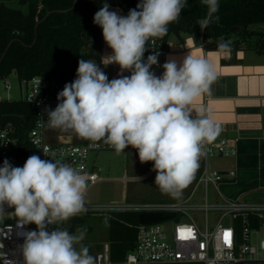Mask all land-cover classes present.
<instances>
[{
    "label": "clouds",
    "instance_id": "obj_1",
    "mask_svg": "<svg viewBox=\"0 0 264 264\" xmlns=\"http://www.w3.org/2000/svg\"><path fill=\"white\" fill-rule=\"evenodd\" d=\"M202 2L207 17L198 22L201 30L219 10L218 0ZM186 5L187 0H139L135 9L121 16L104 3L93 23L102 29L112 54L101 63L105 67L115 63L121 72L131 75L109 80L95 61L80 59L76 79L57 95L56 108L46 109L50 129L86 141L103 140L117 154L129 146L136 149L141 163L152 162L155 185L173 196H180L190 183L202 144L213 141L219 131L210 118L197 117L189 108L215 79L206 59L191 54L180 64L169 59L159 77L150 71L158 64V54L149 55L146 62L143 59L149 39L167 34L168 26L179 20ZM87 187V179L78 169L59 160L31 155L23 167L4 160L0 166V215L7 205L14 208L21 226L36 225V230L23 234V264H95L82 243L86 229L74 234L64 227L85 211ZM49 225L57 227L49 230ZM0 259L15 264L5 253H0Z\"/></svg>",
    "mask_w": 264,
    "mask_h": 264
},
{
    "label": "built area",
    "instance_id": "obj_2",
    "mask_svg": "<svg viewBox=\"0 0 264 264\" xmlns=\"http://www.w3.org/2000/svg\"><path fill=\"white\" fill-rule=\"evenodd\" d=\"M110 11L127 16L130 9L122 4L110 5ZM158 54V64L151 68L161 69L168 53L167 43L156 38L151 39L149 52L143 59ZM112 50L102 40L100 62ZM102 64V63H101ZM103 65V64H102ZM108 66H119L115 63ZM24 89L22 99L33 108L34 125L29 131V140L34 145L41 159L61 161L78 169L81 174L89 170L92 153L101 150H114L101 141L60 144L46 139L47 110H54L59 103L57 95L66 83L56 82L35 75L20 80ZM5 86L11 89L7 81ZM4 100L0 96V101ZM11 126L0 125V166L6 159L14 167H23L19 156V142ZM39 141V143H36ZM237 153L235 145L226 138L214 139L202 144L203 166L190 194L179 200L171 201H116L106 204H85L84 213L110 215L116 212L173 213L174 216L156 223L141 224L137 228L135 247L121 261L112 259L109 241L102 243L94 254L95 264H250L264 262V222L259 227L252 226V218L260 217L264 221V202L245 201L240 198L225 196L220 185L236 176V170H221L210 163V157H232ZM99 178L91 172L92 182ZM130 178H125L129 181ZM200 187H203L201 200H194ZM214 189L213 198L210 188ZM14 208L4 206L0 215V253L15 264H23L21 245L23 234L36 230L35 224L21 226L15 217ZM170 222V224H169ZM168 223V225H165ZM66 225V224H65ZM64 225V226H65ZM54 230L53 225L48 226ZM263 231L262 236L260 232ZM229 233V242L224 240V233ZM254 234H257L254 236ZM0 264H5L0 259Z\"/></svg>",
    "mask_w": 264,
    "mask_h": 264
},
{
    "label": "trees",
    "instance_id": "obj_3",
    "mask_svg": "<svg viewBox=\"0 0 264 264\" xmlns=\"http://www.w3.org/2000/svg\"><path fill=\"white\" fill-rule=\"evenodd\" d=\"M104 1L77 0L74 5L75 0H19L27 6L26 10L1 3L0 59L12 43L0 62V80L15 72L19 80L39 75L60 83L73 82L80 59L100 60L103 35L102 29L93 23V17ZM115 1L133 9L139 3V0ZM218 2V12L203 30L198 22L206 19L207 6L202 0H187L179 20L168 26L167 34L153 38L167 43L171 35L197 33L209 48L264 52V26H252L264 22V0ZM48 11L51 13L46 16ZM233 26L240 27L239 35L230 32ZM153 38L147 42L145 53L149 52ZM33 111L22 98L0 101V125L12 127L23 165L29 156H39L28 135L34 125ZM100 216L109 221L107 241L111 244L112 259L121 261L136 245L139 213L116 212ZM82 218L83 214H79L68 221L71 229ZM262 222L260 217L253 216L252 226L259 227Z\"/></svg>",
    "mask_w": 264,
    "mask_h": 264
},
{
    "label": "crops",
    "instance_id": "obj_4",
    "mask_svg": "<svg viewBox=\"0 0 264 264\" xmlns=\"http://www.w3.org/2000/svg\"><path fill=\"white\" fill-rule=\"evenodd\" d=\"M11 1L0 0V4ZM167 47L165 63L169 59H174L180 64L188 54H191L193 57L206 59L214 70L215 79L210 83L208 90L196 97L189 108L195 116H206L213 121L219 129L215 139L226 138L229 144L237 148L235 156L215 157L212 162L215 168L236 170L235 178L220 185L222 193L231 198L264 202V52L254 49L209 48L202 35L197 33L171 35L167 39ZM106 67L113 70L112 74L107 75L109 80L119 78L120 75H131L130 71L121 72L119 66ZM150 71L159 77L162 76L164 69L151 68ZM45 135L52 143L71 144L86 141L74 134L50 129L48 125ZM125 151L128 157L130 156L128 170L133 175L119 178L126 185L122 200L138 201V192L131 190L128 183L139 179L142 176L138 174L141 170L146 168L148 172L152 170L153 164L141 163L137 150L131 146ZM98 153L95 152V156H91L89 170L82 174L90 181L91 172H96L99 176L96 171ZM202 166L203 158L200 156L192 182L185 189L183 196L175 200L190 194ZM125 178L130 180L125 181ZM90 255L94 256L93 253Z\"/></svg>",
    "mask_w": 264,
    "mask_h": 264
},
{
    "label": "rangeland",
    "instance_id": "obj_5",
    "mask_svg": "<svg viewBox=\"0 0 264 264\" xmlns=\"http://www.w3.org/2000/svg\"><path fill=\"white\" fill-rule=\"evenodd\" d=\"M13 7H21L24 10L27 9L26 5H22L19 0H12L9 2ZM97 65L102 68L106 75L110 74L113 70L108 67H102L99 60H93ZM112 74V73H111ZM11 84V89L8 90L5 86L6 82ZM24 94V89L21 88L20 80L15 72L0 80V96L4 99H21ZM95 156L92 153L91 156ZM130 157V156H129ZM128 157L126 151L117 154L115 150H101L99 151L96 159V171L99 173V178L91 182L87 176L88 187L85 192L84 200L85 204H106L110 202L122 201L123 194L126 190L125 182L119 178L124 175H133L128 170ZM215 157H210V163L212 164ZM90 163V162H89ZM213 165V164H212ZM139 179L129 182V188L138 192V201H171L183 196L185 189L190 185L192 179L186 188L182 190L180 196H173L169 193H165L155 185L156 172L152 169L148 172V169H143L139 173ZM210 197L214 196V189L211 187ZM203 194V187H200L194 197V200H201ZM183 199V198H182ZM83 218L80 219L69 232L78 234V230L86 229L84 240L82 243L89 249V253L95 254L100 248L103 242L108 240L109 233V221L94 213H84ZM67 223V222H66ZM170 224V222H169ZM168 225V223H165ZM55 228L57 225H53ZM63 226V225H61ZM263 231L260 232L262 236ZM257 234H254L256 236ZM79 248V245H77Z\"/></svg>",
    "mask_w": 264,
    "mask_h": 264
},
{
    "label": "water",
    "instance_id": "obj_6",
    "mask_svg": "<svg viewBox=\"0 0 264 264\" xmlns=\"http://www.w3.org/2000/svg\"><path fill=\"white\" fill-rule=\"evenodd\" d=\"M76 2H77V0H75L74 5L76 4ZM104 3H107V4H114V3L122 4L121 2H118V1H115V0H106V1H104L102 4H100L99 7H103ZM127 9H130V10H131V9H133V8H127ZM57 11H61V10H57ZM50 13H51V11H48L46 16H48ZM46 16H45V17H46ZM45 17H44V18H45ZM44 18H43V19H44ZM253 25L264 26V22H261V23H254V24H252V26H253ZM37 26H38V23H37ZM37 26H36V27H37ZM230 32L239 35L240 32H241V31H240V27H239V26H233V27L230 29ZM11 43H12V42H10V44L7 46L6 51H7L8 48L10 47ZM6 51H5V53H6ZM5 53L2 55V57H1V59H0V62L2 61V59H3L4 55H5ZM84 142H86V141H84ZM82 143H83V141H82ZM173 216H174L173 213H141V214L139 215V222H140L141 224H146V223H156V222L163 221V220L168 219V218L173 217ZM70 229H71V224H70L69 222H67V223H66V230H70Z\"/></svg>",
    "mask_w": 264,
    "mask_h": 264
},
{
    "label": "snow or ice",
    "instance_id": "obj_7",
    "mask_svg": "<svg viewBox=\"0 0 264 264\" xmlns=\"http://www.w3.org/2000/svg\"><path fill=\"white\" fill-rule=\"evenodd\" d=\"M229 236H230V234L229 233H224V240H225V242L226 243H228L229 242Z\"/></svg>",
    "mask_w": 264,
    "mask_h": 264
}]
</instances>
